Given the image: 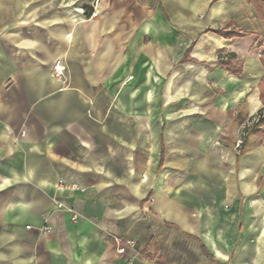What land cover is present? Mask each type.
Returning a JSON list of instances; mask_svg holds the SVG:
<instances>
[{
  "label": "crops",
  "instance_id": "obj_1",
  "mask_svg": "<svg viewBox=\"0 0 264 264\" xmlns=\"http://www.w3.org/2000/svg\"><path fill=\"white\" fill-rule=\"evenodd\" d=\"M263 52L249 0H0V264H264Z\"/></svg>",
  "mask_w": 264,
  "mask_h": 264
},
{
  "label": "built area",
  "instance_id": "obj_2",
  "mask_svg": "<svg viewBox=\"0 0 264 264\" xmlns=\"http://www.w3.org/2000/svg\"><path fill=\"white\" fill-rule=\"evenodd\" d=\"M51 75L55 80L61 82L62 84L66 83V66L63 58L59 57L54 61L51 69ZM240 145L241 142H238L236 148H239ZM58 188L69 192L78 190V186L76 184H66L62 180L58 181ZM55 206L58 210L67 213L71 222H77L78 214L71 206H66L62 202H56ZM26 229H30V227H26ZM112 240L116 253L119 255L124 254L128 249L134 248V242L132 240H125L119 237H113Z\"/></svg>",
  "mask_w": 264,
  "mask_h": 264
},
{
  "label": "trees",
  "instance_id": "obj_3",
  "mask_svg": "<svg viewBox=\"0 0 264 264\" xmlns=\"http://www.w3.org/2000/svg\"><path fill=\"white\" fill-rule=\"evenodd\" d=\"M249 1H251L252 4L255 6L258 18L263 21L264 20V0H249ZM213 33L223 38H226V39L237 38V37L240 38L246 35L245 33H238V32H232V31H227V32L226 31H213ZM260 62L264 69V52L260 56ZM260 98L262 101H264V75L260 81ZM261 126L264 127V114L262 113H260L257 121L255 122L252 128L255 129ZM262 133H264V129Z\"/></svg>",
  "mask_w": 264,
  "mask_h": 264
}]
</instances>
